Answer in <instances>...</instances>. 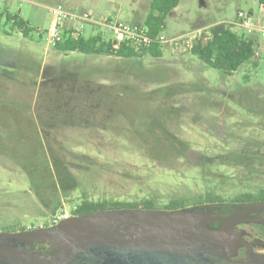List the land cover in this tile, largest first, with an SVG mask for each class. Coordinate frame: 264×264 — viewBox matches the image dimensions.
I'll use <instances>...</instances> for the list:
<instances>
[{"label": "rangeland", "instance_id": "rangeland-1", "mask_svg": "<svg viewBox=\"0 0 264 264\" xmlns=\"http://www.w3.org/2000/svg\"><path fill=\"white\" fill-rule=\"evenodd\" d=\"M151 1L0 0V15L18 14L30 28L29 36L23 37L0 17L1 113L21 120L25 115L40 129L34 104L42 81L110 68V79L103 81L97 76L95 82L115 85L119 76V82L135 90L134 106L146 103L152 112L160 110L167 129L189 145L186 158L160 164L148 158L127 130L83 126L41 131L52 145L72 153L67 155V163L77 187L67 196L61 195L60 205L72 208L83 198L93 202L152 199L161 207L182 200L189 208L200 206L194 198L207 191L227 202L256 194L264 184V39L232 26L236 33L256 40V67L245 63L226 75L190 53L196 40L207 38L211 27L234 22L239 12L264 22L257 0H179L164 21L160 58L147 55L137 62L101 55L63 56L46 44L50 9L90 17V22L62 21L59 31L77 28L85 38L101 34L106 40H117L102 24L142 27ZM115 118V125L127 127L121 117ZM9 123L10 128H5L0 120L2 142L15 136L13 120ZM51 217L37 200L28 177L0 154V232L42 227Z\"/></svg>", "mask_w": 264, "mask_h": 264}, {"label": "trees", "instance_id": "trees-1", "mask_svg": "<svg viewBox=\"0 0 264 264\" xmlns=\"http://www.w3.org/2000/svg\"><path fill=\"white\" fill-rule=\"evenodd\" d=\"M257 2L264 11V0H257ZM178 3L179 0L151 1L143 26L136 25L144 30V34L148 37L147 42H116L106 40L101 34L85 38L77 30L63 29L59 31L61 38L55 43L53 49L63 56L70 54L101 55L116 60L132 59L137 62L147 55L160 58L164 46L161 40L164 21ZM0 17L4 19L5 24L9 23L17 29L23 37L29 36L30 28L18 14L4 12ZM255 48L256 40L252 36L240 35L233 30L232 25L222 23L211 27L205 40L202 37L196 40L190 53L208 67L226 75L237 71L245 63L252 62L256 67L253 61L256 54ZM111 74L110 68H94L83 70L74 76L64 75L42 81L38 86V95H36L38 101L34 104L40 129L25 115L21 120L20 117L17 119L0 112L1 126L10 128L9 120L12 119L16 128L14 137L5 142L0 141V154L11 159L28 177L37 200L52 216L62 206L60 205L61 195L67 196L68 192L76 189L77 180L67 163V155H72V153L69 154L60 145L58 147L52 145L47 137L44 138L39 133L41 131L48 132L51 129L83 126L112 132L127 130L148 158L160 164H171L182 160L189 152L188 143L177 139L167 129L160 110L152 112L153 110L145 107L146 103L141 107L132 104V101L136 100L135 90L129 88L124 81L119 82V76H117L115 85L95 82V77L100 76L105 81L111 78ZM150 99L155 101V98L150 97ZM115 116L121 117L127 127L115 125ZM229 158L233 161L237 160L233 156ZM245 197L247 196L242 195L229 201H238ZM214 199L220 200L217 195L207 191L203 196L197 195L194 201L201 205L205 202L213 203ZM181 201L169 202L161 207L152 199L139 202H93L83 198L76 205L73 216L110 209L171 211L184 208V202ZM225 202L221 201L219 204ZM51 225L48 223L42 227ZM34 228L39 227L31 226L28 229L20 227L14 232Z\"/></svg>", "mask_w": 264, "mask_h": 264}, {"label": "water", "instance_id": "water-1", "mask_svg": "<svg viewBox=\"0 0 264 264\" xmlns=\"http://www.w3.org/2000/svg\"><path fill=\"white\" fill-rule=\"evenodd\" d=\"M245 217L197 207L71 216L48 227L0 232V264H264L255 254L232 259L240 245L235 225L250 221ZM37 244L51 250L37 253Z\"/></svg>", "mask_w": 264, "mask_h": 264}, {"label": "flooded vegetation", "instance_id": "flooded-vegetation-1", "mask_svg": "<svg viewBox=\"0 0 264 264\" xmlns=\"http://www.w3.org/2000/svg\"><path fill=\"white\" fill-rule=\"evenodd\" d=\"M255 193L243 194L247 197L238 201H227L224 204L205 202L200 206H193L199 210H210L214 215L220 216L244 214L245 218L250 220L235 225L240 245L236 249L235 256L232 257L233 260H245L248 254L264 256V184ZM33 250L44 254L49 252L51 247L48 244H37L33 245Z\"/></svg>", "mask_w": 264, "mask_h": 264}, {"label": "built area", "instance_id": "built-area-1", "mask_svg": "<svg viewBox=\"0 0 264 264\" xmlns=\"http://www.w3.org/2000/svg\"><path fill=\"white\" fill-rule=\"evenodd\" d=\"M6 1V0H2ZM52 21L51 27L46 34L47 46H54L56 42L60 40L59 26L62 21L68 20L73 22L75 20L89 21L90 17L87 14L75 15L63 11L60 8H53L49 10ZM105 27L109 28L114 35H116V42L129 41L132 43L147 42L148 37L144 34V30L138 26H133L127 23H116L109 25L108 22L103 23ZM232 26H238L242 28L248 34H257L264 39V22L254 21L251 16H244L241 12L237 13L234 22L230 23ZM162 40V37H161ZM76 210V206L70 208L62 204L61 208L51 217L50 224L54 225L59 221L73 216V212Z\"/></svg>", "mask_w": 264, "mask_h": 264}, {"label": "crops", "instance_id": "crops-1", "mask_svg": "<svg viewBox=\"0 0 264 264\" xmlns=\"http://www.w3.org/2000/svg\"><path fill=\"white\" fill-rule=\"evenodd\" d=\"M76 30H77V28H76Z\"/></svg>", "mask_w": 264, "mask_h": 264}]
</instances>
